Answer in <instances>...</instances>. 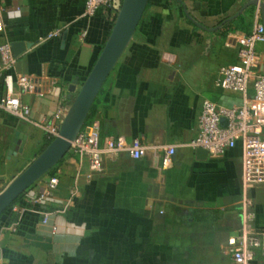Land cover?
<instances>
[{"label":"crops","instance_id":"1","mask_svg":"<svg viewBox=\"0 0 264 264\" xmlns=\"http://www.w3.org/2000/svg\"><path fill=\"white\" fill-rule=\"evenodd\" d=\"M83 5L0 0V41L24 43L13 71L34 83L20 93L25 117L0 107V189L54 136L58 111L107 38L113 11L85 16ZM256 14L264 23V0H148L86 118L102 136L138 137L148 149L141 157L104 154L90 175L88 160L68 150L1 214L0 264H240L227 239L240 232L246 212L251 229L264 228V181L246 188V205L241 142L216 156H200L186 142L203 98L238 97L214 77L237 60V39ZM257 47L264 72V41ZM167 144L175 151L163 166ZM52 174L57 184L36 201ZM251 264H264V253L257 250Z\"/></svg>","mask_w":264,"mask_h":264},{"label":"built area","instance_id":"2","mask_svg":"<svg viewBox=\"0 0 264 264\" xmlns=\"http://www.w3.org/2000/svg\"><path fill=\"white\" fill-rule=\"evenodd\" d=\"M120 1L116 0H84L82 14L93 15L101 7H109L116 14ZM251 29L237 39V60L218 67L214 84L225 91L238 93V97L230 103L217 102L203 98L197 116V131L186 144L192 148L202 147L210 155H221L237 141L241 142V188L244 204L250 200L246 196V188L252 183L264 181V72L258 71L261 53L258 43L264 41V23L257 16ZM0 15V31L2 30ZM16 55L11 42L0 41V76L4 91L0 95V107L9 112L25 117L20 102V93L33 91L34 83L21 72H14ZM239 99V101L237 100ZM67 107L61 108L57 117L61 121ZM225 119V123L221 119ZM60 123V122H59ZM59 126V124H58ZM58 126L53 127V135ZM149 145L140 138L127 140L122 135L102 136L96 120L85 121L69 150L79 158H86L90 171L100 168L104 154L126 151L132 157H141ZM175 151V144L162 146L161 164L168 165ZM58 177L49 175L46 187L35 197L41 201L49 192V188L57 184ZM250 212H246L244 223L237 235L227 239L231 257L240 264H251L255 252L264 253V228L251 229L248 223ZM48 213L42 212L41 222L47 223ZM17 221L7 227L14 229Z\"/></svg>","mask_w":264,"mask_h":264},{"label":"water","instance_id":"3","mask_svg":"<svg viewBox=\"0 0 264 264\" xmlns=\"http://www.w3.org/2000/svg\"><path fill=\"white\" fill-rule=\"evenodd\" d=\"M148 0H121L106 40L84 80L73 95L64 113L57 133L21 170L0 189V214L36 179L54 166L69 150L71 141L86 121L89 109L106 77L112 70L122 51L132 38ZM14 54L24 49L21 41L11 42ZM230 103L232 97L224 96ZM239 101V99H237ZM221 122L224 124L225 119ZM200 156L207 150L195 149Z\"/></svg>","mask_w":264,"mask_h":264},{"label":"trees","instance_id":"4","mask_svg":"<svg viewBox=\"0 0 264 264\" xmlns=\"http://www.w3.org/2000/svg\"><path fill=\"white\" fill-rule=\"evenodd\" d=\"M92 106H93V103H92V105H91V107H90V109H89V112L91 111ZM89 112H88V115H89ZM51 138H52V137H49V138L47 139V142H48ZM50 169H51V168H50ZM50 169H49V170H50ZM49 170H48V171H49ZM20 195H21V194H20ZM20 195H19V196L13 201V202H15V201L20 197ZM13 202H12V204H13ZM12 204H11V205H12ZM11 205L8 206L4 211H6L7 209H9V208L11 207ZM4 211H3V212H4ZM3 212H2V213H3ZM2 213H1V214H2ZM1 214H0V216H1Z\"/></svg>","mask_w":264,"mask_h":264}]
</instances>
